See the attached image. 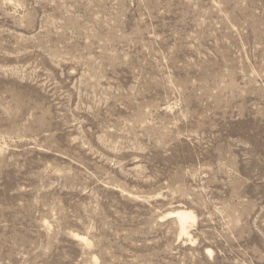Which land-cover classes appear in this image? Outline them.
<instances>
[{
    "label": "rangeland",
    "instance_id": "obj_1",
    "mask_svg": "<svg viewBox=\"0 0 264 264\" xmlns=\"http://www.w3.org/2000/svg\"><path fill=\"white\" fill-rule=\"evenodd\" d=\"M0 264H264V0H0Z\"/></svg>",
    "mask_w": 264,
    "mask_h": 264
},
{
    "label": "bare ground",
    "instance_id": "obj_2",
    "mask_svg": "<svg viewBox=\"0 0 264 264\" xmlns=\"http://www.w3.org/2000/svg\"><path fill=\"white\" fill-rule=\"evenodd\" d=\"M166 216L176 219V221L179 224L180 235H185V236L190 235L189 224L191 222L196 221V215L191 209H184V208L174 209V210L168 212ZM76 236L81 238L84 241L88 240L85 236L78 235V234ZM192 236L193 235H191V237ZM191 237H189V238H191ZM208 252L211 254L213 253V251L211 249H208Z\"/></svg>",
    "mask_w": 264,
    "mask_h": 264
}]
</instances>
